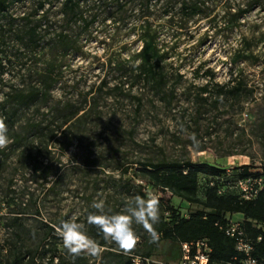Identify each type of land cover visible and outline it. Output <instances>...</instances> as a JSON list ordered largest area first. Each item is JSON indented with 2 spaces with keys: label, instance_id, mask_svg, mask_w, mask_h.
Here are the masks:
<instances>
[{
  "label": "rangeland",
  "instance_id": "374dc122",
  "mask_svg": "<svg viewBox=\"0 0 264 264\" xmlns=\"http://www.w3.org/2000/svg\"><path fill=\"white\" fill-rule=\"evenodd\" d=\"M38 1L14 0L0 12V119L12 140L0 150V264L17 257V264H72L50 225L86 223L98 212L94 201L117 214L141 190V198L155 195L160 211L165 200L194 211L197 203L138 175L149 161L264 162V3L203 0L202 11L188 17L181 0H80L92 19L83 30V22L63 18L62 0H47L51 33L67 27L76 39L65 50L22 37L24 14ZM244 7L252 8L241 13ZM150 35L164 55L167 99L138 79V53ZM49 66L51 97L20 108L11 124L2 110L7 92L40 83ZM231 80L243 89L219 98L218 84ZM133 227L140 237L133 252L156 243L154 256L178 260L176 241ZM79 264L102 262L81 256Z\"/></svg>",
  "mask_w": 264,
  "mask_h": 264
},
{
  "label": "trees",
  "instance_id": "16d2710c",
  "mask_svg": "<svg viewBox=\"0 0 264 264\" xmlns=\"http://www.w3.org/2000/svg\"><path fill=\"white\" fill-rule=\"evenodd\" d=\"M14 0H0V12L8 9ZM47 0H39L36 7L24 14L25 25L22 29V37H25L27 43L38 46L41 42H52L61 45L65 50L74 48L76 39H74L67 27L61 28L59 31L51 33L50 28L54 25V21L50 16V12L45 8ZM201 2L203 0H181L179 9L190 17L202 11ZM248 3H264V0H249ZM252 7H244L240 9L241 13L249 11ZM40 10H42L40 12ZM60 10L63 18L68 24L81 23L82 29L86 30L92 19H88L83 12L80 0H62ZM139 63L136 65L138 79L154 93L159 94L162 99H167L168 75L163 62L164 55L159 52L152 35L145 37L143 45L139 50ZM44 72L41 82L30 88H17L7 92L2 103V110L8 116L11 124L15 123V116L18 110L24 106L36 104L39 100H48L52 95V88L55 79L50 69ZM175 85L171 86L174 92ZM243 89L242 82L232 83L231 81L218 84L217 96L224 97L231 92L240 93ZM203 91L208 90V86L202 87ZM75 114V113H74ZM74 114L66 116L63 124L72 119ZM17 137H21L19 132L15 133ZM264 167V162H261ZM254 163L237 164L234 169L235 174L245 175L248 169ZM139 176L148 177L153 184L162 190L169 189L174 195H177L189 203H197L198 207L194 211L189 212V216L181 213L173 204L162 203V211H160V223L155 225L157 236L162 239H170L173 241H181L197 238L200 236H208L213 245L212 260L221 261L231 258L237 253L234 240L226 235L216 224V221L222 217L224 212H243L246 215L264 221V187L258 196L252 200H242L236 193H218L217 185L203 183L201 187V177H209L222 174L226 170V166L217 167L209 163L197 162L191 159L185 161H169L162 159L158 162L149 161L145 165L137 168ZM202 193V194H201ZM141 197L145 193L138 191ZM62 221L59 220L57 224ZM249 227L251 223L248 222ZM52 230H55L50 225ZM258 229L253 232L257 233ZM89 235L96 239L105 251L100 256L102 264H133L130 254H124L120 249L107 246L103 234L95 226H88ZM156 243H150L142 252L145 255H154ZM258 253L264 257V243L258 247ZM21 262L20 258H16L12 264ZM80 257L75 258L72 264H79ZM169 264V263H164Z\"/></svg>",
  "mask_w": 264,
  "mask_h": 264
},
{
  "label": "built area",
  "instance_id": "2783aa9c",
  "mask_svg": "<svg viewBox=\"0 0 264 264\" xmlns=\"http://www.w3.org/2000/svg\"><path fill=\"white\" fill-rule=\"evenodd\" d=\"M236 165L226 166V170L222 174L207 178L202 176L201 187L207 181L211 185H217L218 193H236L242 200L255 199L264 187V167L261 163L251 165L247 174L239 175L234 173ZM167 191L173 194L169 189ZM184 215L189 216V213L186 212ZM248 222L251 223V227ZM216 224L234 240L237 253L229 259L213 261V245L210 238L200 236L177 241L179 257L174 263L154 255L131 252L133 264H264V257L257 251L259 245L264 243V221L252 218L240 211H227L216 221ZM255 228L260 231L253 232Z\"/></svg>",
  "mask_w": 264,
  "mask_h": 264
},
{
  "label": "clouds",
  "instance_id": "9594fccd",
  "mask_svg": "<svg viewBox=\"0 0 264 264\" xmlns=\"http://www.w3.org/2000/svg\"><path fill=\"white\" fill-rule=\"evenodd\" d=\"M8 126L0 119V150L8 147L12 140L8 136ZM95 214H89L86 223L77 222L75 218L53 225L55 233L62 240L63 249L73 258L87 256L99 258L105 249L88 234V226H95L103 234L105 241L115 243L124 254H130L137 247L140 237L133 224L141 225L152 240L157 237L155 225L160 223L159 202L152 193L147 199L137 196L126 202L123 212L107 214L103 200L94 201ZM110 211V210H109Z\"/></svg>",
  "mask_w": 264,
  "mask_h": 264
}]
</instances>
